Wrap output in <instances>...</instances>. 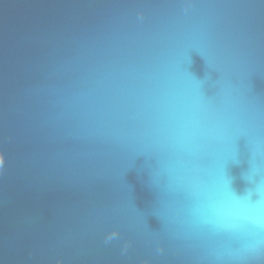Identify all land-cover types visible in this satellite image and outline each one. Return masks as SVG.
<instances>
[{"label":"water","instance_id":"water-1","mask_svg":"<svg viewBox=\"0 0 264 264\" xmlns=\"http://www.w3.org/2000/svg\"><path fill=\"white\" fill-rule=\"evenodd\" d=\"M0 264H264V0H0Z\"/></svg>","mask_w":264,"mask_h":264}]
</instances>
